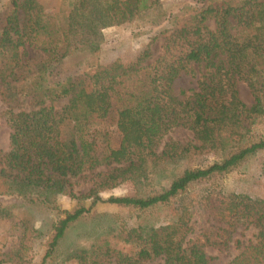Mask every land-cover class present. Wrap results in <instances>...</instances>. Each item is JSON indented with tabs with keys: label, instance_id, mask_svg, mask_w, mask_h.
Wrapping results in <instances>:
<instances>
[{
	"label": "trees",
	"instance_id": "16d2710c",
	"mask_svg": "<svg viewBox=\"0 0 264 264\" xmlns=\"http://www.w3.org/2000/svg\"><path fill=\"white\" fill-rule=\"evenodd\" d=\"M160 1L62 0L59 12L44 15L38 0H9L0 22V97L10 108L5 115L11 128L10 150L0 155V223L10 220L13 230H21L20 250L32 251L24 241L33 235L45 248L40 264H213L205 247H225L241 220L259 229L257 242L229 264H264V194L252 190L264 181V156L246 178L248 187L189 192L264 150V134L255 135L264 127V0L186 6L169 18L158 58L148 47L128 64H96L83 77L63 81L53 77L68 57L95 58L106 29L158 13ZM30 47L41 56L33 63L23 61ZM192 64L206 72L193 94L181 99L173 85L193 73ZM239 81L249 88L251 105L239 97ZM27 98L36 109L15 111L14 104ZM109 120L117 145L103 127ZM176 127L191 130L193 140L170 141L158 152L159 141ZM250 137L255 141L243 146ZM209 153L220 159L196 164ZM86 175L92 188L77 195L73 180ZM127 181L136 197L102 199V192ZM61 196L91 204L61 210ZM102 202L139 213L166 209L167 216L161 224L137 216L126 225L100 215L108 225L93 242L58 260L69 228ZM39 213L56 215L36 228ZM193 216L212 223L189 240ZM20 257L19 264H30Z\"/></svg>",
	"mask_w": 264,
	"mask_h": 264
},
{
	"label": "rangeland",
	"instance_id": "374dc122",
	"mask_svg": "<svg viewBox=\"0 0 264 264\" xmlns=\"http://www.w3.org/2000/svg\"><path fill=\"white\" fill-rule=\"evenodd\" d=\"M38 11L44 15H51L59 12L62 0H38ZM208 0H161L160 11L150 13L148 12L142 19H139L130 24H124L113 28H108L104 31L105 40L101 46V51L95 58L90 56H73L66 58L54 70L53 77L57 81H63L67 78L83 77L88 70L92 69L96 64L111 65L118 67L120 65L128 64L137 59L148 47L152 49L153 59L158 58L163 52V37L161 33L168 28V20L171 16L178 15L186 6H203L207 4ZM9 0H0V22L4 15L10 8ZM222 4H217L216 9H221ZM149 15V16H147ZM155 21L154 25L151 23ZM209 22V25H212ZM157 38V39H156ZM156 39V40H155ZM41 58L40 53L33 48H28V54L24 57V62L33 63ZM147 61L144 65H146ZM193 73H184L177 78L173 85V93L181 99H187L193 94V90L197 89L202 76L206 70L203 66L192 64ZM237 90L239 97L247 104L253 103V96L247 85L239 81L237 83ZM2 88L0 86V92ZM66 100L60 106L66 104ZM11 104V108H12ZM15 111H32L36 109L31 104L29 98L23 99L13 106ZM9 106L1 100L0 97V155L7 153L10 150V136L11 128L6 120V112ZM104 129L111 131L114 139V144L118 143V135L111 122L103 125ZM264 134V127L255 135ZM194 134L191 130L183 127H176L171 129L158 143L157 151L163 150L164 146L170 141H178L187 143L192 141ZM255 141V137H250L244 140L243 146H249ZM264 156V150L257 152L254 156L247 158L237 168L233 169L226 175L216 176L212 180L204 181L194 184L190 187V193H202L209 188L225 187L229 190H237L238 186L248 187L246 178L258 168L261 158ZM220 159V155L213 153L206 154L197 159L196 164L207 166L216 160ZM75 183L74 190L77 195L86 194L91 188L92 183L90 177H77L73 180ZM262 186L253 188L255 192L264 194V181ZM103 200H108L110 197H136L138 192L132 182L127 181L119 186L102 192ZM57 204L61 210L73 211L79 205L89 207L91 201H84L79 203L76 199L69 196H61L57 199ZM17 213V212H16ZM18 214L23 216V211ZM103 214L112 215L117 221H122L126 225H132L139 216L147 222L153 224H161L165 221L167 216L166 209H152L145 212H138L135 209L126 207L124 205H116L108 202L98 203L85 217L75 222L68 230L59 248L58 260H63L68 252L80 247H88L93 242L96 234L108 225L106 219L99 216ZM56 214L39 213L35 216V227L39 228L40 224L46 220L55 218ZM19 216V217H20ZM20 217V218H21ZM109 220V219H108ZM212 223V220L206 218L201 219L193 216L190 222L191 231L188 235L189 240L197 239L204 229ZM20 229L13 230L10 220L0 223V261L4 264H19L20 256L30 264H40L45 248L38 245L32 236L28 239L26 236L24 244L34 246L32 251L20 250L23 242L19 239ZM259 229L254 226H247L243 220L237 224V230L232 234V238L225 247L220 246H206L205 252L213 264H229L235 257L246 251L251 244H256ZM64 264H77L75 261H65ZM144 264H165L164 260H155L153 262H146Z\"/></svg>",
	"mask_w": 264,
	"mask_h": 264
}]
</instances>
